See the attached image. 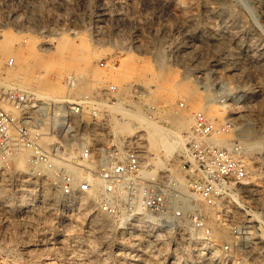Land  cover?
<instances>
[{
	"label": "rangeland",
	"instance_id": "obj_1",
	"mask_svg": "<svg viewBox=\"0 0 264 264\" xmlns=\"http://www.w3.org/2000/svg\"><path fill=\"white\" fill-rule=\"evenodd\" d=\"M186 1L0 0V30L8 29L16 36H30L29 38L34 39H30L34 43L32 50H25L26 47H19L16 43L4 55L2 66L0 65V87L11 82L21 83L22 79L24 85L32 87L30 83L35 77L30 72L33 68L35 74L41 71L37 78L48 77L52 83L56 81V87L48 91L50 95L77 97L76 99L96 96L107 82L117 84L115 79L104 73L111 66L120 67L125 59H128V66L132 64V68L135 66L134 70L137 71L134 76L137 82L125 81L126 85L119 90L120 100L109 106L119 118L122 113L117 106H127L129 109L139 106L143 111L146 109L144 112L147 111L149 116L164 124L169 122L161 118V114L165 116L169 113L195 111L191 122L179 126L181 130L178 127L185 137L184 144L198 113L216 117L218 128L226 124L225 130L213 135V141L218 137H227L237 142L242 137L239 134L243 133V126L251 124L255 129L254 138L260 139L262 143L249 150L244 148L245 155L252 162L251 167L247 169L252 177V184L243 190L241 197L252 213L250 227L254 229L253 232L256 231V237L248 243L251 245L249 247H252L247 252L248 257L242 250L234 251L236 259L233 260L224 254V244L232 242L235 237L228 223L230 239H220L212 235V221H218L221 216L217 208L213 209L215 218L212 220H208L203 209L206 224L211 231L209 241L203 229L195 226L190 219L186 220L187 230H192L184 234L179 232L178 227L170 229L167 226H157L152 230L151 226L139 228L127 223V219L123 217L126 212L105 211L99 203L98 195L94 196V206L69 204V196L60 191L56 196L44 198L37 193L31 198L25 196L21 199L17 196V191L23 186L27 189L28 186L20 182V186L12 189L7 178L1 176L0 180L7 181V190L13 194L11 201L0 200V222L9 223L7 228H0V235L7 233V236L12 237L10 243L0 244V253L7 256L5 264H264V0ZM102 9L106 11V15H102ZM63 37L75 43L81 39L87 42L92 52L87 72L92 75L98 67L97 71L101 73L100 79L89 81L84 93L75 91V85L67 75L70 74L69 71H62V67L54 66L50 62L58 57L60 51L57 44ZM45 41H48V44H44ZM158 50L161 51L160 54ZM33 52L36 54L35 59L44 62L43 67L58 74L57 79L53 78L54 74L44 77V72L39 67L29 68L31 63L18 56ZM159 55L162 56L161 61ZM9 56L15 58L13 65L6 62ZM101 61H108L109 64L103 66ZM146 63L150 64L148 69H154L140 76L138 70L143 69L145 65L142 64ZM3 69H6V73ZM24 73L27 75L23 76ZM204 76L211 82L208 91L220 93V99L227 105L221 104L222 108L218 112L216 110L207 113L211 104L220 103L214 99V94L203 98L206 104L203 110L198 106L199 98L191 100L188 97V90L192 87L201 91L198 96L207 92L200 86L201 83H198ZM25 79L30 83H26ZM139 79L148 81V84L150 81L161 84L158 86L159 91H154V85L145 86ZM175 82L176 85L173 86ZM161 92L168 95L167 103L164 98H158L157 95ZM209 99H214L213 103L208 104ZM87 111L86 106L85 112ZM155 113L156 115L152 116ZM179 150L181 149L178 148L170 154L161 151L160 158L165 164L175 157ZM26 167L19 170L24 171L28 168ZM26 181L28 180L24 182ZM51 184L58 187L53 181ZM242 210H238V217L243 215L244 209ZM97 216L102 218L100 222L103 223H96ZM187 230L185 229L186 232ZM205 241L218 244L222 252L218 256L211 255L208 249L202 248ZM251 255L255 257L252 258Z\"/></svg>",
	"mask_w": 264,
	"mask_h": 264
},
{
	"label": "built area",
	"instance_id": "obj_2",
	"mask_svg": "<svg viewBox=\"0 0 264 264\" xmlns=\"http://www.w3.org/2000/svg\"><path fill=\"white\" fill-rule=\"evenodd\" d=\"M14 61V56L6 60L9 65ZM98 92L76 99L44 95L20 82L0 87V177L7 178L10 188L28 180L37 190H42L46 181H54L66 196L88 191V177L76 180L66 164L55 161L67 141L77 140L72 144L75 155L67 161L100 178L102 188L97 195L105 211L150 213L160 219L161 228L178 227L179 232L181 223L190 219L211 241L203 211L204 205H209L217 208L219 218L228 223L235 237L224 244V254L249 252L251 241L245 237L252 230V213L241 193L251 186L252 177L242 147L238 142L229 148L211 140L226 124L216 129L206 114L198 113L184 146L158 168L155 153L148 148L146 130L120 133L114 129L113 121L119 117L109 106L120 99L118 85L107 82ZM22 149L29 151L24 171L15 167V156ZM174 167L182 172V181L172 173ZM242 209L243 215L238 217ZM8 226L0 222V228ZM11 238L7 233L0 235V244L10 243ZM6 259L0 253V264Z\"/></svg>",
	"mask_w": 264,
	"mask_h": 264
},
{
	"label": "bare ground",
	"instance_id": "obj_3",
	"mask_svg": "<svg viewBox=\"0 0 264 264\" xmlns=\"http://www.w3.org/2000/svg\"><path fill=\"white\" fill-rule=\"evenodd\" d=\"M186 1V0H184ZM176 2V1H175ZM187 2V1H186ZM231 2V1H230ZM196 3V2H195ZM188 4V3H187ZM208 4V3H207ZM213 4V3H212ZM210 5V4H209ZM227 5V4H226ZM190 6V5H188ZM212 6V5H210ZM175 7V6H174ZM209 7V6H208ZM218 7V6H217ZM171 10V9H170ZM174 10V9H173ZM211 10V9H210ZM215 10V9H214ZM101 12V11H100ZM179 12V11H178ZM193 12V11H192ZM191 12V13H192ZM213 12V10H212ZM230 13V12H229ZM108 14V13H107ZM189 14V13H187ZM194 14V13H193ZM102 15H106V11L102 9ZM187 16V15H186ZM193 16V15H192ZM191 17V16H189ZM228 17V16H226ZM182 18V17H181ZM186 18V17H185ZM216 18V17H215ZM240 18V17H239ZM108 19V18H107ZM193 19V18H192ZM227 21V20H226ZM229 21V20H228ZM227 21V22H228ZM192 22V21H191ZM234 22V21H233ZM230 25V23H229ZM240 25V24H238ZM236 26V25H235ZM187 27V26H186ZM185 27V28H186ZM239 27V26H238ZM237 28V27H236ZM240 30V29H239ZM143 31V30H142ZM234 31V30H233ZM237 31V30H236ZM244 31V30H243ZM214 33V32H213ZM224 33V32H223ZM233 33V32H232ZM231 33V34H232ZM239 34V33H238ZM64 35V34H63ZM232 36V35H230ZM229 36V37H230ZM30 37V36H29ZM29 37H25V36H16L12 31L8 30V29H1L0 30V65L2 66L1 62L3 61V57H5L4 55L9 52L14 46L15 44H19V47H23L26 49L25 50H32V45L34 43H32L30 41V39L33 38H29ZM79 37V36H78ZM215 37V36H214ZM227 37V36H226ZM148 38V37H147ZM220 38V37H219ZM229 39V38H228ZM237 39V38H236ZM34 40V39H33ZM57 40V39H56ZM79 40V39H78ZM77 40V41H78ZM188 40V39H187ZM197 40V39H196ZM199 40V39H198ZM201 40V39H200ZM216 40V39H215ZM220 40V39H219ZM234 40V39H233ZM75 41V40H74ZM221 41V40H220ZM219 41V42H220ZM232 41V40H231ZM141 42V41H140ZM234 42V41H233ZM146 43V42H145ZM230 43V42H229ZM232 43V42H231ZM44 44H48V41L44 42ZM92 45V44H91ZM152 45V44H151ZM188 45V44H187ZM200 45V44H199ZM249 45V44H248ZM191 46V45H190ZM189 46V47H190ZM193 46V44H192ZM252 46V45H251ZM250 46V47H251ZM59 47V48H58ZM147 47V46H146ZM150 47V46H149ZM160 47V46H159ZM228 47V46H227ZM236 47V46H235ZM22 48V49H23ZM30 48V49H29ZM57 48L59 49L60 53L58 55L57 58H54L53 60H50L51 64L54 66H58L59 68L62 67V71H69L67 74L69 75V78L71 79V81L73 82V84L75 85V91L77 92H81L84 93L86 92V89L88 88V84L89 81H95L97 80L101 73H98L97 68L96 71L94 70L92 75L87 72V64L88 62L91 60V49L90 47H88L87 42H85L83 39L80 40V42L75 43L71 40H68V38H61L59 40V43L57 44ZM151 48V47H150ZM203 48V47H202ZM230 48V47H228ZM189 49V48H188ZM24 50V49H23ZM201 50V49H200ZM229 50V49H228ZM159 51V50H158ZM226 51V50H225ZM230 51V50H229ZM23 52V51H22ZM161 51H159L160 54ZM17 53V52H16ZM31 53V52H30ZM21 54L18 55L19 58L28 61L31 63L30 67H39L40 70H42V72H44V77L48 76V74H54L55 77H53L54 79L58 78V74H55L54 71H51L50 68H46L43 67L44 66V62H41L40 60L35 59L36 58V54L33 52V54ZM157 53V52H156ZM214 54V53H213ZM17 56V57H18ZM160 56V55H159ZM139 57V56H138ZM194 57V56H193ZM140 58V57H139ZM134 59V58H133ZM162 60V56H160L159 61ZM21 60V61H23ZM138 60V59H137ZM124 61V59L122 60ZM130 60L125 59V61L122 63V65L118 68H113L111 66V68L105 72L104 74L107 75L109 78L112 77L113 79H115V81L117 82V85L119 87V90H121L123 88L124 83L126 82H135L137 79L134 78L135 73H137V71L134 70V67L132 68V64L131 66H128V62ZM132 61V60H131ZM139 61V60H138ZM137 61V62H138ZM158 61V60H157ZM185 61V60H184ZM137 64V63H136ZM194 64V63H193ZM219 64V63H217ZM221 64V63H220ZM27 65V63H26ZM25 65V66H26ZM145 65V67L140 70H138V74L141 75H146L148 73L151 72L150 68L148 69L147 67L150 65L149 63L147 64H142ZM140 64V66H142ZM162 65V64H160ZM204 65V64H203ZM224 65V64H223ZM228 65V64H227ZM139 67V66H136ZM212 67V66H211ZM221 67V66H220ZM17 68V67H16ZM24 68V67H23ZM26 68V67H25ZM24 68V69H25ZM28 68V67H27ZM36 68V69H37ZM223 68V67H222ZM226 68V67H225ZM228 68V67H227ZM19 69V68H18ZM22 69V68H21ZM99 69V68H98ZM220 69V68H219ZM218 69V70H219ZM231 69V68H230ZM233 69V68H232ZM6 70V69H5ZM5 70L3 69V71L5 72ZM137 70V69H136ZM221 70V69H220ZM225 70V69H224ZM36 71V70H35ZM66 71V72H67ZM226 71V70H225ZM27 72V70H26ZM32 72V73H31ZM30 74L33 75V77H35V80H32L33 82H29L28 80H26V83L28 81V83H30L33 87V89H35L38 93L44 94V95H49L48 91H50V89L54 88V86L56 87L55 83L56 81H54L55 83H52L51 80L47 77V78H43V79H39L37 78L38 76H40L39 74H41V71L39 73L34 72V69H31ZM61 72V71H60ZM101 72V70H100ZM155 72V71H154ZM220 72V71H219ZM232 72V71H231ZM1 73V72H0ZM6 73V72H5ZM17 73V71H16ZM19 77L21 75V72H18ZM62 73V72H61ZM213 73V72H212ZM221 73V72H220ZM29 74V75H30ZM103 74V73H102ZM160 74V73H159ZM158 74V76H159ZM2 75V73L0 74V76ZM27 75V74H23ZM138 75V77H139ZM151 75V74H150ZM149 75V76H150ZM155 76H157L156 74H153ZM221 75V74H220ZM223 75V74H222ZM106 76V77H107ZM148 76V75H147ZM227 76V75H226ZM31 77V76H30ZM32 77V78H33ZM5 78V77H3ZM25 78H29L27 76H25ZM42 78V77H41ZM101 78V77H100ZM99 78V79H100ZM111 78V79H112ZM144 78V77H143ZM155 78V77H154ZM201 78V77H200ZM216 78V77H215ZM21 79V78H20ZM23 80V79H22ZM21 80V83H22ZM143 81V79H141ZM139 79V81H141ZM156 80V79H155ZM163 80V79H162ZM1 81V80H0ZM24 81V80H23ZM114 81V80H113ZM126 81V82H125ZM160 81V80H158ZM157 81V82H158ZM174 81V80H173ZM225 81V80H224ZM97 82V81H96ZM137 82V81H136ZM135 82V83H136ZM198 82V81H197ZM25 83V82H24ZM140 83H144L145 86L151 84V86L154 85L153 89L154 91H159L158 90V86L160 87L161 84H156L154 82L150 84H148V81H143ZM164 83V81H163ZM199 84L201 83L200 86H202L207 92L205 94H203V96H198L199 93H201V91H199V89L197 87H192L190 88V90H188V97H190V99L192 100V98H199L198 100H200L198 102V106L203 110L205 107V103L203 101V98H208L209 95H211L212 91H208L210 89V85L211 82L209 81L208 77H203L201 78V80L198 82ZM5 84V83H4ZM23 84V83H22ZM95 84V83H94ZM171 84V83H170ZM28 85V84H27ZM126 85V84H125ZM124 85V86H125ZM131 85V84H130ZM142 85V84H141ZM163 85V84H162ZM176 85V82L174 83L173 86ZM29 86V85H28ZM165 86V85H164ZM168 86V84H167ZM172 86V87H173ZM31 87V86H29ZM163 87V86H162ZM91 88V86H90ZM151 89V90H153ZM172 89V88H169ZM175 89V88H174ZM150 90V91H151ZM161 90V89H160ZM219 90V89H218ZM167 91V89H166ZM165 91V92H166ZM121 93V92H120ZM155 93V92H154ZM162 93V94H161ZM158 93V98H164L163 100L166 101L165 103H167V101H169V97L168 95H165V93L163 94V92ZM170 93V90H169ZM203 93V92H202ZM52 94V93H51ZM157 94V93H156ZM155 94V95H156ZM171 94V93H170ZM214 94V99L215 100H219L220 103H216V104H211L213 103L212 100L209 99L208 104H211L210 106V111H208L207 113H211L217 110L220 111L221 110V104L224 106H227L224 102V100L222 101L220 99V93H212ZM225 94V92H224ZM145 95V94H144ZM165 95V96H164ZM225 96V95H224ZM212 97V96H211ZM77 98V97H76ZM79 98V97H78ZM151 98V97H150ZM120 100V99H119ZM149 101V99H148ZM153 101V100H152ZM155 101V100H154ZM195 101V99H194ZM193 101V103H194ZM129 102V101H128ZM121 103V102H120ZM148 103V102H147ZM154 103V102H153ZM169 103V102H168ZM192 103V102H191ZM119 104V102H118ZM157 104V102L155 103V105ZM161 104V103H160ZM159 104V105H160ZM205 104V105H204ZM231 104V103H230ZM115 105V104H114ZM140 105H142L140 103ZM193 105V104H192ZM195 105V103H194ZM117 106V105H116ZM121 106V105H120ZM129 106V105H128ZM132 106V105H131ZM152 106V104H151ZM127 107V106H126ZM125 106L123 107H118L117 109L122 113V116L120 118H116L113 121V126L115 131L120 132V133H132L134 132L137 128H142L144 130H146V136H147V141H148V148L149 150L153 151L155 153L154 157L156 158V163L158 166L160 165H164L163 163V159L160 158L161 156V151H164L165 154H170L172 153L174 150L178 149V148H182L184 146V136L180 133L181 130V125H185L187 122H191L194 119V112H189V113H182V112H177V114L174 113H169L166 114L165 116H161V118H163L164 120L168 121L169 123L164 124L163 122H161L159 119H155L153 117H151V115L149 116L147 114V111L144 112L142 110V108H140L139 106H136V108L134 107V109H130L126 108ZM143 107V106H142ZM154 107V106H153ZM164 107V106H163ZM159 108V107H158ZM198 108V107H197ZM164 111H166L165 108H163ZM193 109V108H192ZM196 109V108H195ZM199 109V108H198ZM117 110V111H118ZM148 110V109H147ZM156 110V109H155ZM116 111V110H115ZM157 111V110H156ZM155 112V111H154ZM162 112V111H161ZM120 113V115H121ZM160 113V112H159ZM196 113V112H195ZM158 114V112H157ZM156 115L155 114H152ZM208 116V115H207ZM213 122L214 125L216 127V129L218 128L217 121H215L214 116H208ZM257 125V124H256ZM178 127L180 128V130H178ZM243 133L241 132L239 135H241L242 137L239 138L240 140H238L237 142L240 144V146L242 147V156L244 157L245 161H246V167L247 169H249L251 167V161H249V159L247 158V156L245 155V150L244 148H246L247 150H249L252 147H256L258 145H260L262 143V141L260 139H255L254 138V134H255V129L253 128V126L251 124H246L243 126ZM244 137V138H243ZM217 139V138H216ZM77 141V140H76ZM76 141H67L65 144V149L63 150V152L61 153V157H56L55 161L56 164L58 165H62V164H66L67 169L74 175L75 179L77 180L80 177H88L90 182H91V188L87 191V192H75L71 195H69V204H84V205H88V206H94V196H96L98 194V192L101 190L102 188V181L100 180L99 177L95 176V175H91L90 173H88L87 171H85L83 168H80L72 163H69L67 161V158H70L72 156L75 155V150L72 147V144H74ZM82 141H84V138H82ZM218 143L222 144V145H226L229 148L233 147L234 142L232 141V139L230 138H219L216 140ZM28 150L27 149H22L20 150V152H18V154L15 156V167L17 169L20 168H25L27 165V159H28ZM68 154V156H67ZM163 155V153H162ZM257 165V164H256ZM26 167V168H27ZM172 173L181 181L183 180V175L182 172L177 170L176 167L172 168ZM2 178V177H0ZM5 180V177H4ZM7 182V181H5ZM3 180H0V200L3 199L2 201H11L13 194L10 193L7 190V186ZM54 182V181H53ZM28 186V188L26 189L24 186L22 188L19 189V191H17V196L19 195L21 197V199L25 196H27V198H31L32 195H35L37 193H40V195H42L44 198L46 196H56L59 194V188L58 187H54L51 184V181H46L44 183V186L42 188V190L38 191L37 189H34L35 185H32V183L30 181H26V182H22V185ZM20 186V185H19ZM56 186V185H55ZM249 187V186H248ZM18 189V188H17ZM39 195V194H38ZM41 196V197H42ZM39 196V198H41ZM42 198V199H44ZM49 198V197H47ZM26 199V198H24ZM48 200V199H47ZM50 200V198H49ZM54 200V199H53ZM29 201V200H28ZM34 201V200H33ZM31 202V201H30ZM33 203V202H32ZM34 204V203H33ZM32 204V205H33ZM68 204V203H67ZM188 204H186L185 206H187ZM204 210L207 213V218L208 220H212L215 218V214H214V210L211 206L209 205H204ZM205 213V212H204ZM233 216H236V213L233 214ZM123 217L125 219H127V223L130 224H134L136 226H139V228H141V226H145V227H149L151 226L152 228H150L151 230L154 229L155 227L159 226V224L161 223L160 219H158L156 216H153L150 213H138L136 215H130V214H123ZM217 218V216H216ZM219 218V217H218ZM100 216L96 218V223H103V221L100 222ZM212 225H213V233L214 236L220 238V239H230V231L228 229V225L227 223H225L223 221V219L219 218L218 221H212ZM124 224V223H123ZM126 225V223H125ZM129 227V226H128ZM187 222L185 223H181L180 226V232L181 234L184 233H189V231L187 230ZM147 229V228H145ZM157 229V228H156ZM185 229L187 230V232L185 231ZM195 229V228H194ZM254 229L250 230V233L245 237L246 241H252V239H254V234L255 232H253ZM160 231V230H159ZM162 232V231H161ZM196 232V231H195ZM160 232H157V234H159ZM198 238V237H197ZM203 247L202 248H206L208 249V251L210 252L211 255H215L218 256L220 254V252H222V249H219L220 247H218V244L216 243H211L209 241H205L203 242ZM245 247V246H244ZM252 248V247H251ZM250 248V249H251ZM46 249V248H45ZM221 250V251H220ZM236 254L233 253H229L227 254V258L230 259H236ZM244 255H246L248 257V253H245ZM252 256V255H251ZM239 257V256H238ZM255 257L252 256V258ZM257 257V256H256Z\"/></svg>",
	"mask_w": 264,
	"mask_h": 264
}]
</instances>
